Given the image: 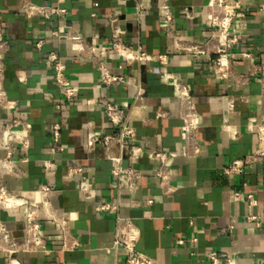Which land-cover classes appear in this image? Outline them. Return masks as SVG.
Listing matches in <instances>:
<instances>
[{"label": "crops", "instance_id": "crops-1", "mask_svg": "<svg viewBox=\"0 0 264 264\" xmlns=\"http://www.w3.org/2000/svg\"><path fill=\"white\" fill-rule=\"evenodd\" d=\"M56 4L58 0H34ZM139 0H64L66 16L28 17L20 10L21 0H0V21L10 41L5 59L4 85L10 97L18 101L17 110L0 108V140L5 122L19 119L23 126L13 131L29 138L28 148L15 141L13 158L22 172L6 175L4 180L13 190H20L34 204L40 201L35 193L41 183L55 191L50 208L57 219L69 222L66 236L60 224L40 215L50 254L19 252L22 264H125V250L108 252L118 236L120 218L131 217L138 228L137 247L156 264H214L208 258L212 249L225 252L232 264H264V161L246 167L245 172L228 176L222 168L237 156L258 147L254 123L264 116V77L252 76L236 83L233 78L217 79L211 67L212 56L194 55L186 49L174 48L172 39L163 33L162 0H145V13L135 19ZM233 1V0H232ZM246 15L232 24L233 33L245 36L234 48V68L238 73L249 71V61L240 51L264 50V0H239ZM209 0H168L174 14V28L183 44L197 42L206 27ZM95 13V15H92ZM190 14V15H188ZM120 36L130 45L140 44L157 54H166L167 68L185 80L194 95L195 107L202 124L195 135L202 145L199 155L187 157L182 150V119L171 83L163 80L157 61L145 65L128 64L109 52L114 37L110 18ZM72 23L91 44L92 51L83 55L65 37L55 36ZM43 39L42 46L36 42ZM56 51L66 63V72L78 86L72 102L62 101L53 81L48 54ZM104 60L111 72L124 76L111 86L100 80L97 62ZM25 80H20L18 75ZM139 87L143 93H139ZM108 97L126 108L136 128V139L146 151L162 147L172 156L168 162L169 185L166 192L156 175L157 158L150 154L121 163L139 168L142 173L138 190L132 195L125 180L111 172V161L105 157L104 145L86 144L87 128L101 133L116 132L102 107L89 99ZM61 102L60 109L55 103ZM161 114V115H159ZM62 122L60 143L64 149L51 152V132ZM119 154L118 146L113 148ZM5 148L0 145V157ZM26 158V161L22 159ZM52 159L56 166L46 170L43 161ZM81 166L83 172L71 176L69 168ZM82 179L87 180L93 196L83 198L79 191ZM234 189L253 193L257 205L233 200ZM135 200L134 204L130 199ZM150 200V202H148ZM103 203L112 208L102 209ZM261 215L248 220L249 212ZM22 209L10 210L0 203V219L16 236H23ZM182 238L183 243L177 240ZM76 241L71 250L64 243ZM0 264H7L0 253ZM218 264H226L224 262Z\"/></svg>", "mask_w": 264, "mask_h": 264}, {"label": "built area", "instance_id": "built-area-1", "mask_svg": "<svg viewBox=\"0 0 264 264\" xmlns=\"http://www.w3.org/2000/svg\"><path fill=\"white\" fill-rule=\"evenodd\" d=\"M64 0H58L56 4L48 2H36L34 0H21L20 10L28 17L41 16L44 18H53L55 16H66L68 9L61 5ZM159 9L162 13L161 26L163 33L172 39L174 48L186 49L194 55L206 54L212 56L211 67L213 74L217 79L227 80L233 78L236 83L241 84L243 80H248L252 76L264 77V50H241L240 54L249 61V71L246 74L238 73L235 68V52L234 48L243 42L245 36L233 33L231 31L232 24L238 17L246 15L245 10L241 7L239 0H209L207 5V18L205 20L208 28L202 33L197 42L192 44H183L177 37L174 28V14L168 0H162ZM145 13V0H139L136 3L135 19L140 21ZM92 15H95L93 13ZM190 15V14H188ZM117 18L111 16L110 21L113 28L114 37L109 42V52L117 57L123 58L128 64L136 63L145 65L151 61H157L158 72L163 80L169 82L173 86L174 96L179 105V115L182 119V150L187 157L197 156L202 151V145L195 135V130L202 124V118L195 107L194 95L189 84L181 77L175 75L168 70V57L166 54H157L144 49L140 44L130 45L120 36V28L115 25ZM55 36H61L69 39L72 45L77 48L83 55L87 51H92L91 44L87 39L73 26L67 22L63 31H54ZM43 39L36 42V47H41ZM10 48V41L4 32L2 22L0 21V108L4 110H17L18 101L9 96L5 85V59ZM48 61L53 70V81L61 92V98L64 102H72L78 95L79 88L71 80L66 72V63L56 51L48 54ZM100 80L106 86L116 84L118 81H127L124 76L113 74L104 60L97 62ZM20 80H25L22 75H18ZM143 88L139 87V93H143ZM89 103L99 104L110 124L117 128L116 132L101 133L91 127L87 128L86 144L93 146L101 142L104 145L105 157L111 161V172L113 175L123 178L127 184L129 192L133 195L139 188L142 177L141 170L131 164L124 166L121 163L123 157L133 160L143 154H150L159 161L156 169V175L160 180V184L166 192L173 190L169 185L170 172L168 168L169 159L172 152L157 147L150 151H146L144 147L138 143L136 139V128L131 121V115L126 108L115 103L111 98L99 97L89 99ZM61 102L55 103V108L60 109ZM161 115V114H159ZM3 120L0 119V123ZM255 135L258 141V147L251 153L232 158L227 165L222 168V172L228 176L238 175L245 172L246 167L258 161H264V116H262L254 124ZM23 126L25 129L27 124H22L19 119H13L5 122L2 130L0 145L5 148V156L0 157V203L6 205L10 210L21 208L23 236L14 235L0 219V253H2L7 264H22L17 255L19 252H38L50 254L47 248V237L43 231L40 215L44 214L47 218L56 220L65 236L69 232V222L66 218L57 219L50 208V199L55 189L47 184L41 183L37 186L35 193L37 194L40 204L32 203L20 190H13L5 183L6 175L18 176L22 169L19 163L13 158L16 145L15 141H20L24 148L29 146V138L21 136L13 131L14 128ZM62 122L54 125L51 132L50 149L52 153L62 151L63 145L60 143V131ZM119 147L120 153L115 154L113 148ZM26 161V158L22 159ZM46 170L55 168L56 163L48 158L43 161ZM83 168L81 166H71L69 174L74 176L81 174ZM79 191L83 198L90 199L93 196L92 188L87 180L82 179L79 184ZM233 200H244L249 206L257 205V198L253 193L243 192L234 189L231 192ZM134 204L135 200L130 199ZM150 202V200H148ZM109 203H103L102 209L112 208ZM261 215L249 212L246 215L248 220L257 221ZM139 239V231L133 219L129 216L120 218L118 236L115 237L111 246L106 250L114 251L118 248L125 250V264H156L155 260L139 250L137 242ZM183 243L182 238L177 240ZM77 244L76 241L63 244V249L71 250ZM209 260L218 264L224 262L232 264V259L225 253L212 249L208 253ZM59 264H73L68 261H62Z\"/></svg>", "mask_w": 264, "mask_h": 264}]
</instances>
